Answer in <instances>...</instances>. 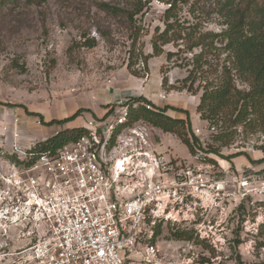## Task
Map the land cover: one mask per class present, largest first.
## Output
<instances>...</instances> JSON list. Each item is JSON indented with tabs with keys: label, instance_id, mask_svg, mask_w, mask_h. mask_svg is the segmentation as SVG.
Masks as SVG:
<instances>
[{
	"label": "rangeland",
	"instance_id": "1",
	"mask_svg": "<svg viewBox=\"0 0 264 264\" xmlns=\"http://www.w3.org/2000/svg\"><path fill=\"white\" fill-rule=\"evenodd\" d=\"M102 3L130 13L134 10L132 0H47L41 6L19 0L15 7L0 8V178L8 171L7 164L11 165L8 155L23 159L30 147L54 133L108 114L116 101H111L114 93H151L157 107L164 93L166 99L159 109L168 107L166 113L189 121L201 150L192 156L176 137L167 134L164 145H158L166 147L162 153L182 164L197 156L199 162L211 166L212 179L230 178L229 195L208 216L211 248L198 243L202 255L196 264L262 261L264 249L258 246V233L264 224V154L259 147L264 137L257 128L238 127L230 144L220 147L211 141L214 130L196 114L202 92L180 89L196 57L202 67L197 77L214 80L226 53L217 40L201 53V48L189 50L191 43L177 39L164 46L158 42L162 53L148 60L147 70L142 63L143 56L153 54L154 37L165 30L166 21L179 26L182 37L192 31L193 39L199 34H220L224 29L221 6L214 0H188L178 4L174 17L167 20V4L153 0L130 22L124 14L100 10ZM86 39H93L96 46L81 47ZM130 57L136 76L127 70ZM235 85L247 89L239 80ZM157 135L156 131L159 144ZM208 148L219 152L213 154ZM169 228L160 229L158 241L169 242ZM29 231V227L0 230V253L13 254L33 244L36 238H18ZM17 259L7 257L0 264H16Z\"/></svg>",
	"mask_w": 264,
	"mask_h": 264
},
{
	"label": "built area",
	"instance_id": "2",
	"mask_svg": "<svg viewBox=\"0 0 264 264\" xmlns=\"http://www.w3.org/2000/svg\"><path fill=\"white\" fill-rule=\"evenodd\" d=\"M128 99L88 119L79 138L40 153L32 165L7 164L0 178V230L29 227L18 238L36 241L13 254L1 252L0 260L196 264L198 243L211 248L208 216L229 195L230 178L212 179L211 166L197 156L182 164L160 153L156 129L131 119L137 105ZM168 225L172 232L190 231L192 239L158 241L156 229Z\"/></svg>",
	"mask_w": 264,
	"mask_h": 264
},
{
	"label": "trees",
	"instance_id": "3",
	"mask_svg": "<svg viewBox=\"0 0 264 264\" xmlns=\"http://www.w3.org/2000/svg\"><path fill=\"white\" fill-rule=\"evenodd\" d=\"M47 0H25L30 6H41ZM153 0H132L134 10L132 13L116 7H111L106 3L99 5V9L107 14H124L132 22L134 16L141 13L145 6ZM169 5L166 19L174 17V12L178 4L187 3L188 0H157ZM220 7V16L223 19V31L220 34H199L195 39L191 36L193 31L184 37L180 35L175 23L166 21L165 30L155 35L153 43V54L143 56V67L147 70L148 60L157 57L162 53L161 46L176 41L186 40L191 43L189 50L201 48H211L215 40L219 42L222 50L226 53L225 63L221 67L220 73L214 80L198 78V71H202L200 59L196 57V65L188 76L182 81L180 89L190 93L202 92L200 102L196 106V114L201 121L206 122L209 128L214 130L211 135L213 143L225 147L233 139L235 130L238 127L257 128L264 137V0H214ZM223 2V4H222ZM19 0H0V8L15 7ZM175 32V37L168 36L169 32ZM191 35V36H190ZM192 39L194 42H192ZM134 42V41H133ZM96 46L93 39H86L81 47L92 49ZM201 56V55H198ZM127 65V70L131 75L137 73L132 70L133 61ZM200 58V57H199ZM210 68V67H209ZM209 72V70H208ZM239 80L247 86L241 90L236 87L235 82ZM167 86V79L163 77L162 87ZM175 90L174 87H170ZM128 104H136L137 107L131 110L132 120H142L151 127L164 134L176 137L182 145L186 147L192 156L197 150H201L199 139L191 133L189 121L186 119L171 118L166 114L168 107L159 109L142 97L129 98ZM149 107V108H147ZM84 133L83 127L65 129L56 135L38 142L25 152V158L17 155H8L9 162L30 166L37 156L44 151H54L67 142L74 141ZM211 153L217 154L218 149H210ZM259 150L264 154V138ZM211 162V161H209ZM160 234V228L156 229L155 237ZM170 238L174 240H191L192 233L185 230L170 232ZM258 237L261 242L260 248L264 249V224L260 226ZM237 264H242L238 262ZM253 264H264L262 261Z\"/></svg>",
	"mask_w": 264,
	"mask_h": 264
},
{
	"label": "crops",
	"instance_id": "4",
	"mask_svg": "<svg viewBox=\"0 0 264 264\" xmlns=\"http://www.w3.org/2000/svg\"><path fill=\"white\" fill-rule=\"evenodd\" d=\"M165 94L164 93H162V94H160L159 95V106L157 107L153 102H152V99H151V97H152V94L151 93H114L113 95H112V99H111V101L112 102H114L115 100L117 101V100H119V99H123V98H132V97H136V98H139V97H142V98H144L145 100H147L148 102H150L151 104H153L155 107H157V108H162L163 106L161 105V102H163L165 99H166V97L164 96ZM160 96H164L165 97V99L164 100H161L160 99ZM170 96L171 95H169L168 97L170 98ZM115 101V102H116ZM170 106H171V104H169ZM168 105V106H169ZM169 117H171V118H176V119H182V117H175V116H172V115H170V113L169 112H167L166 113ZM103 116V115H102ZM101 116V117H102ZM71 129V128H70ZM157 132H158V135H157V137L159 138V141H160V143L158 144V145H164V142H163V137L164 138H166V135L167 134H164V133H162L161 131H159V130H156ZM57 133H54L53 135H51L50 137H52V136H54V135H56ZM50 137H47V138H50ZM170 142V140H167V143H169ZM31 148V147H30ZM29 148V149H30ZM166 147H157V150L160 152V153H162V150H164Z\"/></svg>",
	"mask_w": 264,
	"mask_h": 264
}]
</instances>
